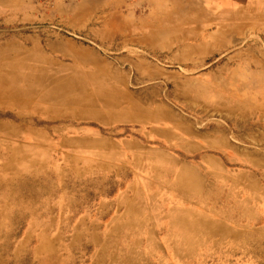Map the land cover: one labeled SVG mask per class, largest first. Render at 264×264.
Instances as JSON below:
<instances>
[{
	"label": "rangeland",
	"instance_id": "obj_1",
	"mask_svg": "<svg viewBox=\"0 0 264 264\" xmlns=\"http://www.w3.org/2000/svg\"><path fill=\"white\" fill-rule=\"evenodd\" d=\"M29 67L0 264H264V0H0Z\"/></svg>",
	"mask_w": 264,
	"mask_h": 264
},
{
	"label": "bare ground",
	"instance_id": "obj_2",
	"mask_svg": "<svg viewBox=\"0 0 264 264\" xmlns=\"http://www.w3.org/2000/svg\"><path fill=\"white\" fill-rule=\"evenodd\" d=\"M28 73L26 70L20 71L15 69L14 71H10L8 73L0 72V93H4L12 91L16 92L17 95H25L33 86V83H30V80L35 76L34 69L29 67ZM30 77V78H29ZM104 104L106 106L116 105V103L112 102L109 99H104Z\"/></svg>",
	"mask_w": 264,
	"mask_h": 264
},
{
	"label": "crops",
	"instance_id": "obj_3",
	"mask_svg": "<svg viewBox=\"0 0 264 264\" xmlns=\"http://www.w3.org/2000/svg\"><path fill=\"white\" fill-rule=\"evenodd\" d=\"M213 1V0H212Z\"/></svg>",
	"mask_w": 264,
	"mask_h": 264
}]
</instances>
